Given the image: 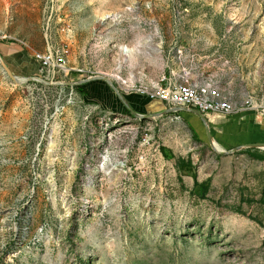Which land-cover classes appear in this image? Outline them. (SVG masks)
<instances>
[{
    "label": "rangeland",
    "instance_id": "obj_1",
    "mask_svg": "<svg viewBox=\"0 0 264 264\" xmlns=\"http://www.w3.org/2000/svg\"><path fill=\"white\" fill-rule=\"evenodd\" d=\"M179 43L232 62L229 83L200 78L212 98L264 101V0H0V45L19 51L4 60L44 80L0 68V264H264V150L217 153L183 115L137 118L67 84L107 75L138 103L170 63L192 85L181 51L168 60ZM62 47L69 74L40 73L33 54ZM145 97L136 111L162 109Z\"/></svg>",
    "mask_w": 264,
    "mask_h": 264
},
{
    "label": "built area",
    "instance_id": "obj_2",
    "mask_svg": "<svg viewBox=\"0 0 264 264\" xmlns=\"http://www.w3.org/2000/svg\"><path fill=\"white\" fill-rule=\"evenodd\" d=\"M172 51H181V58L185 70L189 72L191 76V83L196 86H203L206 89H215V86H207V84L200 83V75L214 76L215 74L227 75V82H218L223 85L229 83V78H232L233 68L230 59L225 58L218 53H200V51L194 48L187 47L183 44H174L170 48L169 58ZM34 60L38 62L39 72L49 75L50 72H61L63 75H68L72 68L67 65L66 50L62 47L60 50L51 51V49L41 51V55H34ZM79 70V69H77ZM81 71V70H79ZM168 82L166 84H159V91L154 97L147 98L158 101L163 108L173 107L174 110L171 113L181 114L182 109L195 108L198 109L209 120L210 117H230L238 113H244L245 111H259L260 108H264V101L257 103L254 98L249 96V106L247 107H235L230 110H218L214 103L208 100H200L195 95L188 94L187 91L181 90L179 84L174 82L173 71L167 70ZM264 91V88L261 89ZM125 95L124 93H122ZM137 95H140L137 93ZM235 95V94H234ZM233 96V95H231ZM229 96L228 98H230ZM264 97V95H262ZM59 109H56V111Z\"/></svg>",
    "mask_w": 264,
    "mask_h": 264
},
{
    "label": "crops",
    "instance_id": "obj_3",
    "mask_svg": "<svg viewBox=\"0 0 264 264\" xmlns=\"http://www.w3.org/2000/svg\"><path fill=\"white\" fill-rule=\"evenodd\" d=\"M206 77L207 75H201L200 78H206ZM163 78L168 81L167 71H165V74L163 75L162 79ZM179 81L180 79H177V80L174 79V82H179ZM86 86H87L86 88L88 92L92 93V95L89 96L90 98L100 101V103L106 107L108 106V107L114 108L113 104L117 102V97L114 95L113 91L109 88V86L104 81L102 80L91 81ZM222 93L229 94L225 92V90L223 89H222ZM140 95H144V94H140ZM134 96H137V95H134ZM135 99L140 102L144 100V96H139L138 98L135 97ZM113 100H116V101H113ZM145 100H149V99H145ZM227 100H230V99H227ZM139 102L133 103L132 101H130L129 103L135 110H137V107H139V105H142ZM139 110L140 109H138V111ZM182 115L185 116V118L190 119L189 121L194 126V129L196 130L197 133L198 131L203 130L199 128L201 126L199 122L200 119L195 114L189 111L182 110L180 116ZM218 118L214 120H209V121L212 124L211 126H212V130L215 136L220 140V142L223 145L230 147L235 144L247 142V141L239 142V135L242 133H248V132L253 134V137L248 141L250 142L264 141V111L256 112V113H253L251 111H245L244 113H238L230 117H224L222 121H221L222 117H218ZM198 124L200 126H198ZM214 126L219 127L218 130H215Z\"/></svg>",
    "mask_w": 264,
    "mask_h": 264
},
{
    "label": "water",
    "instance_id": "obj_4",
    "mask_svg": "<svg viewBox=\"0 0 264 264\" xmlns=\"http://www.w3.org/2000/svg\"><path fill=\"white\" fill-rule=\"evenodd\" d=\"M3 57L4 56L1 55V53H0V68L4 71L6 76L10 80H12L13 82L18 83V84H22V83L29 82L31 80L44 81L41 77H38V76H24V75L21 76V75L14 74ZM95 80L104 81L109 86V88L113 91L114 95L117 97V102L113 104L114 108L115 107H117L119 109L125 108V109H123V111L129 112L134 117L141 118V119L142 118H148V117H158V116H162L164 114L171 113L174 110H176L173 107H168V108H163V109L158 110V111H152V112H148V113H140V112L136 111L132 106H130V104L127 101V99L125 98V96L119 90L118 84L116 82H114V80L111 77H109L107 75H103V74L90 75V76L82 78V79H77L76 81L67 82V84H70V86L73 87L76 85H82L84 83H88V82L95 81ZM57 84H61V82H59ZM182 110L192 112L193 114H195L200 119V121L202 122L203 128H204L206 140H207L209 146L211 147V149H213L217 153L228 154V153H233V152L239 151V150L244 149V148L264 149V141H256V142H251V143H239V144L232 145L230 147H227L223 144H219L220 140L215 136V134L212 130V126L210 124V121L205 115H203L198 109H195V108H185ZM215 143L219 144L220 147L219 148L216 147Z\"/></svg>",
    "mask_w": 264,
    "mask_h": 264
},
{
    "label": "trees",
    "instance_id": "obj_5",
    "mask_svg": "<svg viewBox=\"0 0 264 264\" xmlns=\"http://www.w3.org/2000/svg\"><path fill=\"white\" fill-rule=\"evenodd\" d=\"M12 48H14V47H12ZM12 48L4 49L0 45V53H1V55L4 56V55H7V54L10 55V54H14V53L19 52V51H17L18 49H12ZM130 94H133V93H130ZM135 97L136 96L132 95L130 98H131V100H133V99L136 100ZM145 98H147V97H145ZM136 101H138V100H136ZM199 122H200V125H201L199 128L200 129H203V131H204L202 122L200 120H199ZM190 128L192 130V135L196 137L195 139H198V133L196 132V130L191 125H190ZM204 135H205V132H204ZM161 151H162L163 155L166 158H172L173 157L171 153L167 154L165 152V148L162 147L161 148ZM175 162H176L177 168L181 172H183L184 174L189 175V173L193 170V166H192L191 160H184L182 158H178ZM209 187H210V178L204 179L202 181H198L196 178H194V180H193V186H192V188L190 190V193L193 194V195H196L197 197L204 198L205 195H206V193H207V191H208V189H209ZM261 200L264 202V189L262 191Z\"/></svg>",
    "mask_w": 264,
    "mask_h": 264
},
{
    "label": "bare ground",
    "instance_id": "obj_6",
    "mask_svg": "<svg viewBox=\"0 0 264 264\" xmlns=\"http://www.w3.org/2000/svg\"><path fill=\"white\" fill-rule=\"evenodd\" d=\"M125 51H126V53L125 52L124 53L126 55H128L129 50L126 48ZM36 55H41V54H36ZM207 86H209V85L207 84ZM179 88L181 90L187 91L188 94H190V95H195L200 100H208V101L214 103L216 106V109H218V110H230V109H233L236 107V105L234 103H231L228 100H220V99L212 98V96L207 92V89L205 87L202 88L200 86H196V85L192 84V85H186V86L180 85ZM119 90H120V88H119ZM158 91H159V86L155 87L154 89L144 88V89H138L137 90V92H139L140 94H144L150 98L154 97ZM214 119H216V118L210 117V120H214ZM219 144H222V143L219 142ZM219 144L215 143L216 147L219 148L220 147ZM262 150H264V149H262Z\"/></svg>",
    "mask_w": 264,
    "mask_h": 264
},
{
    "label": "clouds",
    "instance_id": "obj_7",
    "mask_svg": "<svg viewBox=\"0 0 264 264\" xmlns=\"http://www.w3.org/2000/svg\"><path fill=\"white\" fill-rule=\"evenodd\" d=\"M126 96V95H125Z\"/></svg>",
    "mask_w": 264,
    "mask_h": 264
}]
</instances>
